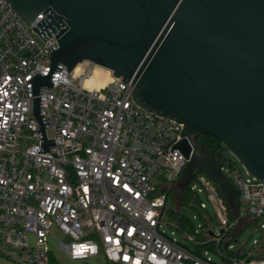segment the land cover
Here are the masks:
<instances>
[{
	"label": "built area",
	"instance_id": "built-area-1",
	"mask_svg": "<svg viewBox=\"0 0 264 264\" xmlns=\"http://www.w3.org/2000/svg\"><path fill=\"white\" fill-rule=\"evenodd\" d=\"M44 17L40 12L27 24L0 0V257L44 264L52 256L47 245L55 240L73 263L101 256L104 264H264V183L221 165L238 189L233 215L217 186L197 169L186 189L211 201L218 230L199 199L187 202L199 229L164 219L195 136L182 135L181 123L138 106L131 81L103 66L83 60L68 71L57 63L52 88L39 86L40 115L50 123L46 139L55 142L48 148L56 156L38 152L40 124L29 80L48 73V55L58 46L54 34L43 41L32 28ZM84 61V72H77ZM182 191L175 197L182 200ZM165 225L186 244L167 234ZM252 227L262 236L245 252L236 246L238 235Z\"/></svg>",
	"mask_w": 264,
	"mask_h": 264
},
{
	"label": "water",
	"instance_id": "water-1",
	"mask_svg": "<svg viewBox=\"0 0 264 264\" xmlns=\"http://www.w3.org/2000/svg\"><path fill=\"white\" fill-rule=\"evenodd\" d=\"M22 20L42 12L34 31L58 46L46 75L29 82L41 148L52 154L40 115L39 86L62 63L89 60L131 81L134 102L183 125L192 138L210 134L264 183V0H7ZM125 83V82H124ZM129 91V92H130ZM173 189L201 170L238 213V189L207 151L194 144Z\"/></svg>",
	"mask_w": 264,
	"mask_h": 264
},
{
	"label": "rangeland",
	"instance_id": "rangeland-1",
	"mask_svg": "<svg viewBox=\"0 0 264 264\" xmlns=\"http://www.w3.org/2000/svg\"><path fill=\"white\" fill-rule=\"evenodd\" d=\"M85 67H86V61H84L83 63L80 64L79 67H77V72L83 73L85 70ZM95 68L99 72L105 71V69L102 67H95ZM224 153L226 157L231 161L233 165V171H235L237 174H241L242 176H246L247 174L246 169L244 168L242 163L227 148L224 150ZM184 191H185L186 196L188 195L189 197L191 196L189 190L185 189ZM174 192H175L174 190L169 191V195H168L165 208H164L163 218L167 219L168 216L171 217L172 212L178 211L179 213L186 216L188 220H191L192 226L194 229H199L197 227V223L199 220L195 218L193 219V214H195V211H193L192 208H190L187 205L186 201L183 202V204H181L182 200L179 197H175ZM192 198L196 200L199 199L206 204V212L208 213V216L210 218L209 222L212 227V230L217 231L218 230V220L216 219L215 212H214L211 201L208 200L206 195L202 193L199 194L198 198L195 195H193V197H190L189 199L191 200ZM177 202L180 203L181 205L177 204ZM164 227H165L167 234H169L172 237H175L180 243L186 244L187 241L185 240V238L174 227L168 226V225H165ZM186 227L187 229H189L188 223ZM184 229L186 230V228ZM262 232L263 231L257 227H252V228L243 230L238 235V243H236V246L242 245L241 247L243 251L245 252L250 251L253 248V239H259L262 236ZM52 233L57 237H61V233L56 228L52 229ZM67 240H68L67 238H64V241H67ZM47 246L49 249L52 250V256L44 264H104V260L102 259L101 256L91 258L83 263H73V262L68 261L66 257L64 256V254L57 248L55 240L49 241V244ZM213 259L217 260L215 256H213Z\"/></svg>",
	"mask_w": 264,
	"mask_h": 264
},
{
	"label": "trees",
	"instance_id": "trees-1",
	"mask_svg": "<svg viewBox=\"0 0 264 264\" xmlns=\"http://www.w3.org/2000/svg\"><path fill=\"white\" fill-rule=\"evenodd\" d=\"M194 139L196 143L199 144L203 148V150L207 151L209 155L217 163H220L221 165H227L230 168H233L231 161L226 157L224 153V150L226 148L223 146V144L218 139H216L215 137L207 133L197 134L195 135ZM190 194H191L190 197H193V194L191 192ZM181 195H182V204L183 202L185 201L188 202L190 200L189 195L188 196L185 195V191H182ZM177 204H180V203L177 202ZM230 214L232 213L230 212ZM171 217L178 222H184L186 220L189 225L192 224L191 221L186 218V216L181 215L178 211L172 212ZM253 221H256V220L254 219Z\"/></svg>",
	"mask_w": 264,
	"mask_h": 264
},
{
	"label": "crops",
	"instance_id": "crops-1",
	"mask_svg": "<svg viewBox=\"0 0 264 264\" xmlns=\"http://www.w3.org/2000/svg\"><path fill=\"white\" fill-rule=\"evenodd\" d=\"M0 264H15V263H13L10 260H7L3 257H0Z\"/></svg>",
	"mask_w": 264,
	"mask_h": 264
},
{
	"label": "bare ground",
	"instance_id": "bare-ground-1",
	"mask_svg": "<svg viewBox=\"0 0 264 264\" xmlns=\"http://www.w3.org/2000/svg\"><path fill=\"white\" fill-rule=\"evenodd\" d=\"M99 72L96 73V76L98 75Z\"/></svg>",
	"mask_w": 264,
	"mask_h": 264
}]
</instances>
